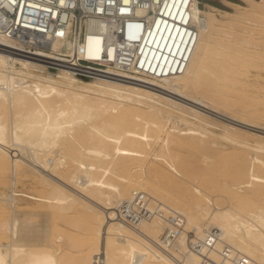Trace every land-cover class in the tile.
<instances>
[{"label": "bare ground", "instance_id": "obj_1", "mask_svg": "<svg viewBox=\"0 0 264 264\" xmlns=\"http://www.w3.org/2000/svg\"><path fill=\"white\" fill-rule=\"evenodd\" d=\"M213 10L218 9L213 7ZM192 12L198 33L189 39L190 49L182 55L181 63L186 58L183 70L158 77L110 66L107 72L113 76L96 73L90 78L77 75L65 65L59 66L57 72L50 70L51 61L65 60L56 52L74 55V60L85 55L100 58L101 37L91 32L86 34V52L79 54L71 39L54 38L50 50H42L29 49L6 36L0 37V182L14 186L9 204L0 206L1 214L11 211L9 219L0 221V264H61L64 261L54 246L28 242V231L21 228L20 222V217L26 216L23 212L21 216L17 213L20 205H16V196L20 194L15 185L23 180H30L45 190L39 194L23 190L21 195L26 200L30 198L39 206L47 205L59 215L78 204L91 209L90 231L95 237L82 241L68 236L72 246L85 244L92 248L88 255L75 258V264H204V256L190 245L199 241L203 242L202 250L208 255L209 264H229L222 258L221 250L225 246L233 254L246 256V264H264L263 132L226 121H221L222 127L217 131L210 127L216 119L177 98L194 99L216 109L219 105L232 108L238 103L228 101L225 105L220 97L226 89H236L243 107L250 103L264 105L263 98L248 95L249 83L244 80L247 68L254 66L255 61L244 50L230 48L225 43L216 46L214 32L223 30L224 24L213 13L203 11L198 0L193 1ZM91 25L97 26V23L91 22ZM108 55L114 59L113 47H108ZM204 83L209 92L218 95L203 96L200 87ZM194 91H200L201 95L193 94ZM205 98L212 101L207 102ZM232 118L264 127L243 115L234 114ZM171 121L172 127L168 126ZM180 123L187 127L181 128ZM161 134H164L163 153L158 152L156 156H163L170 167L183 173L180 180L169 169L161 167L133 172L134 168H144L146 160L142 156L151 145L150 139L159 140ZM208 145L233 147L234 152L218 156L214 165L228 168L233 164L229 174L234 180L249 173L247 194H239L227 182L218 186L219 181L213 177L218 170L211 172L213 169L209 171L207 167L193 170L174 152L181 147L196 150L213 147ZM29 146L35 149L34 154L27 153ZM240 146L256 151L251 159L253 169L251 164L248 169L247 153ZM48 170L52 173L48 174ZM193 179L200 180L201 186L224 189L229 204L222 206L221 199L210 197L203 187L197 186V193L186 183ZM71 184L82 192L73 189ZM176 228L179 234L174 240L170 236ZM41 230L43 236L45 231ZM5 238L10 242H2ZM63 239L59 234L51 242L60 246ZM212 240L215 245L209 247L207 242Z\"/></svg>", "mask_w": 264, "mask_h": 264}, {"label": "built area", "instance_id": "obj_2", "mask_svg": "<svg viewBox=\"0 0 264 264\" xmlns=\"http://www.w3.org/2000/svg\"><path fill=\"white\" fill-rule=\"evenodd\" d=\"M193 1L0 0V37L6 36L29 49L42 50H50L54 38L71 39L79 54L86 52L84 42L86 34L91 32L101 37L100 58L85 55L74 60V55L56 52L65 60L51 61L49 68L65 65L77 75L90 78L96 73L113 76L107 72L110 66L158 77L183 70L186 58L181 63L182 55L190 49L189 39L198 33L193 22ZM108 47L114 48V59L108 55ZM178 234L179 228H176L171 239L175 240ZM207 243L209 247L215 245L214 240ZM190 245L204 256V264L210 263L202 250L203 242ZM221 253L223 262L229 264L248 261L246 256L233 254L226 246Z\"/></svg>", "mask_w": 264, "mask_h": 264}, {"label": "rangeland", "instance_id": "obj_3", "mask_svg": "<svg viewBox=\"0 0 264 264\" xmlns=\"http://www.w3.org/2000/svg\"><path fill=\"white\" fill-rule=\"evenodd\" d=\"M198 3H199L200 8L203 11H205L206 13H211V14L213 13V15H215L217 18L219 17L221 19V20L219 19V21L222 24H224L223 30H221V31L219 30V32H216V31L214 32V37L216 39V46H219V43L228 44L229 46H231L230 48H238L242 51L244 50L245 53H249V56L252 57V59H254L255 63L252 64L254 66L249 65V67L250 66L251 67L247 68V74L244 77V80L246 81V83H249L247 92H250V93H248V95H252V96L256 95L255 97H261L264 99V90H263L264 89V85H263L264 84V0H198ZM213 7L218 9L216 11L213 10L215 13L212 12ZM206 13H203L202 16H206ZM229 24H231V25H229ZM246 58H248V56H246ZM255 58L258 59L259 61L256 60ZM247 61H250V60L247 59ZM50 70L52 72L58 71L56 69H50ZM250 73H252V74H250ZM257 82H258V84H257ZM206 83L209 86H213L209 82H206ZM252 85H254L256 89H254V86H252ZM200 90H201L202 95L205 97L210 98L211 94L218 95L216 93L209 92L208 89L206 88L205 83L201 85ZM234 90H236V89H234ZM234 90L226 89L225 92L220 97V100L224 101L225 105L228 103V101L230 104L238 103L237 105H235L232 108L219 105V109H216V108H212L211 106L209 107L207 105L200 104L199 102L195 101L194 99H190V98L189 99H184V98L182 99L178 96H177V98L183 100L182 102H186V104H189L192 107H196L199 110H201L202 112L210 115V117H212L211 118L212 120L216 119L217 121L214 120L215 122L211 123L210 127L212 129L219 131L222 127L221 125L223 124V122H221V121H226V122L232 123L234 125H243V126H245V127H243L244 129H247L250 131H256L258 133L263 132V134H264V127L259 128L260 126H252V125H249L248 123H245V122H242L238 119L232 118V116L234 114L243 115V116L247 117L249 120H252L250 118H253L252 121H255V122L260 123L261 125H264V111L262 110L263 109L262 107H264V105L263 104H254L255 106H253V105H250L251 103L250 104L248 103L249 105H246V107H243V105L240 103V102H242V100L237 97V95H238V93L236 92L237 90L236 91H234ZM199 92L200 91H194L193 94L201 95V93H199ZM255 93H258V94H255ZM171 94H174V93H171ZM209 98H205V100L207 102H211L212 99H209ZM235 107H238V108H235ZM258 109H260L259 112H258ZM220 110H222L225 113H223ZM228 112L230 113L229 116H228ZM219 114H221L222 116H220ZM254 117H258V119L254 118ZM262 117H263V120H262ZM172 123H173L172 121L169 122L168 126L172 127L171 126V125H173ZM215 123H218V124H215ZM179 125L181 128L187 127V125H185L183 123L182 124L180 123ZM212 125H214V126H212ZM163 139H164V134L160 135L159 140H158V138H152V140L150 139L151 145H148L147 146L148 148L146 147L147 148L146 152L142 156L146 160L145 164H143L144 168L143 167L142 168L141 167L134 168L133 172L140 171L139 169H141V170L146 169L147 170L148 168L150 169L152 167H161L164 170L169 169V171H170L169 173L175 174L174 177L178 180H180L181 178L184 177L183 173H180L175 168L170 167L166 163L163 156H161V155L156 156V154L158 152H161V145L164 143ZM234 145H238V144H234ZM151 146H153V147H151ZM208 146H213V145H208ZM225 147H227V148H225ZM240 147H242V149H244L247 153V159H248L247 167H248V169H250V167L252 165L251 159H252V156L256 153V151L252 148H249V147L248 148L244 147V146H240ZM56 148L57 147H55V149ZM180 149L182 152L180 151ZM209 149L211 152L209 151ZM209 149H207V150L197 149L196 150L195 148H191V147H181V148H179V151H174V152L179 153L180 156H182V158L184 159V161L193 170H199L202 167L203 168L207 167L206 169H208V170L213 169L211 172L218 170L219 172L218 171L216 172L217 176H214L215 174L214 175L212 174L213 177H216L217 181H219L217 183L218 186L220 184L224 185L227 182V183H229V187L231 186V188H233L239 194H243V195L247 194V192L250 191L249 181L251 178H250L249 173L246 175V177H244L242 179L234 180L231 177V175L229 174L230 170L234 169V167H231L233 164L228 168H225L223 166H220L222 168H218V165H214V162L216 160H218L219 157L227 155L228 153L234 152L233 147L231 148V146L228 147L225 145V146H213ZM224 149H225V151H224ZM28 150H29V152H27L28 154H30V153L34 154V151H35L34 148L29 146V149H27L26 151H28ZM154 150L156 151V153ZM189 150L191 151V153ZM187 151L191 155L188 154ZM203 151H205V152L202 154L201 152H203ZM207 151H209V152H207ZM212 152H214L213 154H215V155H211ZM224 152H226V154H224ZM161 153H163V152H161ZM193 153L200 155L199 158H202V159H199L197 156H195L196 154L193 155ZM28 154H26V155H28ZM26 155H25V158L27 157ZM188 155H190V156L187 157ZM205 155H209V156H205ZM261 155L264 156V154H261ZM191 156L193 159L192 158L189 159ZM185 158H187V159H185ZM212 159H213V161H212ZM199 164H201V166H199ZM212 164L214 167L210 166ZM60 168L65 169L66 167L61 166ZM71 169L73 170L74 167H71ZM206 169H204V170H206ZM251 169H253V165H252ZM201 170H203V169H201ZM50 171L52 173V170H48V174H50ZM53 175H54V173H53ZM9 179H10V177H9ZM19 182H17V185H15L16 191L20 194V195L16 196V197H18V200H17L18 202L16 205H20L19 211L17 210V213L21 216V213L23 212L22 215L26 216L24 218H27V219H24L23 217H20L21 218L20 222H21V228L23 230L28 231V234H29L28 242L29 243H35V244H40V245L41 244H49V245L54 246V251L57 250L56 253L58 254V256L60 258L62 257L61 260H64V261H61V262H63L61 264H75V262H74L75 258L86 256L92 252L91 251L92 248L89 245H85V244L82 245L81 244V245H78L76 247L72 246V242H71L72 240L70 237H68V236H72L73 240H76L75 237H77V238L81 239L82 241L85 240L86 238L88 239V238H94L95 237L94 234H92V232L90 231V227H91L90 225H91V221H92L91 220L92 219L91 209L88 208L89 209L88 210L87 206L85 207L82 204H78V205L74 206V208L72 210H69L68 212L65 211V212H63V214L59 215L54 210L52 211V208H50L49 206H47V205H44V206L40 205L39 206V205H37L38 203H36L35 200H32L28 197H27L28 199L26 200V196L21 195L23 190L26 193L31 191L30 193L36 194L38 192V194H39L40 192L45 191V190H43L42 187L35 185V183H32L30 180H23V182L21 181V183H19ZM30 182L32 183V185ZM186 183L189 185V187H193L197 193H198V190L196 189V187L197 186L203 187L204 192L210 193L209 194V195H211L210 197H212V198L218 197L219 199H221L222 206L226 207L229 204V201L226 198V194L224 192V189L222 190L218 186H216L218 189L216 187H215L216 189L215 188L213 189V187L209 188L208 186L207 187H205L204 185L201 186L200 180H194V179L192 181L186 182ZM9 186H10V182H7L6 184L0 182V206L5 207L6 203L9 204L10 194L12 193V190L14 188L13 184H12V186H10V187ZM71 186L73 187L74 185L71 184ZM74 187H73V189H76V188H77L76 190L80 189L76 186H74ZM79 191L82 192V190H79ZM21 197H22V199H21ZM8 204H6V205H8ZM27 205H29L30 207H33L34 209L37 207L38 208L40 207V208L36 209V210H34V209L32 210V208H31V210H30V208H27L28 207ZM211 205H212V202H211ZM0 209H1V207H0ZM79 209H81V210H79ZM22 210H24V211H22ZM8 211H9L8 213L11 215V213H10L11 211L10 210H8ZM8 213H5V214L0 213V217H1L0 221H5V220H3L5 217H6L5 219H9L10 215ZM6 214L9 216H7ZM33 214H34V216H32ZM28 215H29V217H28ZM26 223H27V225H26ZM132 223L135 225L134 222H131V224ZM46 224L48 225L47 226L48 228L46 227ZM33 225H35V226H33ZM38 225H40V226H38ZM41 225H44L45 227L41 226ZM25 227H26V229H25ZM41 227H43V228H41ZM41 229H44L45 232L47 231L46 233L44 232L43 236H41L43 234V230H41ZM59 234L64 236V239L62 240V242H60V246H59V243H56V242L52 243L55 241L56 237ZM32 235H34V237ZM50 238H52V240ZM53 238H54V241H53ZM67 240H68V242H67ZM2 242L7 244L10 241L5 238V239H2ZM84 242H88V241H84ZM68 243H71V244H68ZM58 246L60 248H58ZM61 246H62V248H61Z\"/></svg>", "mask_w": 264, "mask_h": 264}, {"label": "water", "instance_id": "obj_4", "mask_svg": "<svg viewBox=\"0 0 264 264\" xmlns=\"http://www.w3.org/2000/svg\"><path fill=\"white\" fill-rule=\"evenodd\" d=\"M220 116H222L221 114H219Z\"/></svg>", "mask_w": 264, "mask_h": 264}]
</instances>
